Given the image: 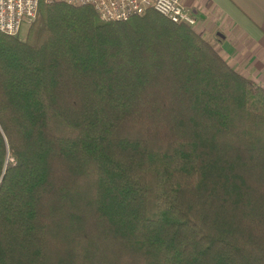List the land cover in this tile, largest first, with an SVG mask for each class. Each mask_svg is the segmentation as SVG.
<instances>
[{
	"label": "trees",
	"instance_id": "obj_1",
	"mask_svg": "<svg viewBox=\"0 0 264 264\" xmlns=\"http://www.w3.org/2000/svg\"><path fill=\"white\" fill-rule=\"evenodd\" d=\"M0 264H264V87L155 11L41 2L0 31Z\"/></svg>",
	"mask_w": 264,
	"mask_h": 264
},
{
	"label": "crops",
	"instance_id": "obj_2",
	"mask_svg": "<svg viewBox=\"0 0 264 264\" xmlns=\"http://www.w3.org/2000/svg\"><path fill=\"white\" fill-rule=\"evenodd\" d=\"M193 28L237 71L264 87V0H182Z\"/></svg>",
	"mask_w": 264,
	"mask_h": 264
},
{
	"label": "built area",
	"instance_id": "obj_3",
	"mask_svg": "<svg viewBox=\"0 0 264 264\" xmlns=\"http://www.w3.org/2000/svg\"><path fill=\"white\" fill-rule=\"evenodd\" d=\"M41 2L92 6L106 21H122L155 11L175 23L194 27L197 16L182 0H0V31L17 34L37 16Z\"/></svg>",
	"mask_w": 264,
	"mask_h": 264
},
{
	"label": "rangeland",
	"instance_id": "obj_4",
	"mask_svg": "<svg viewBox=\"0 0 264 264\" xmlns=\"http://www.w3.org/2000/svg\"><path fill=\"white\" fill-rule=\"evenodd\" d=\"M27 26H28V25H24V26L22 27V29L19 31V35H20V36H24V34H25V32H26V29H27Z\"/></svg>",
	"mask_w": 264,
	"mask_h": 264
}]
</instances>
